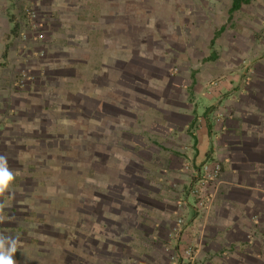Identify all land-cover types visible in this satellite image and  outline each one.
<instances>
[{"label": "crops", "instance_id": "1", "mask_svg": "<svg viewBox=\"0 0 264 264\" xmlns=\"http://www.w3.org/2000/svg\"><path fill=\"white\" fill-rule=\"evenodd\" d=\"M112 2L103 5L97 15L90 10L81 12L88 9V4L70 3V0L41 1L49 39L53 40V44L46 45L47 51L51 52L47 53L44 63L36 56L38 49L32 41L27 45L12 44L19 32V23L13 15L11 0H0V156L7 158L14 180L19 179L21 186L25 185L23 180L28 185L27 182L32 179L28 176L31 173L29 170L36 171L37 164L46 166L50 159H54L53 153H49L52 156L47 159L48 156L39 149L42 145L38 147L35 141L42 133L31 130L30 124L49 120L45 118V111L50 112L55 106L61 107L60 100L50 99L65 95L53 94L59 89L60 78L66 81L65 76L77 75V70L71 66L66 65L69 71L65 65H57L58 58L54 56L68 55L87 67L84 80L78 84V80H75V89L86 88L85 96L89 100L93 101L94 91L99 90L103 109L109 104H123L120 95L123 94L126 79V45L123 40L126 36V8L123 0ZM261 17L263 22H255L256 31L264 28V13ZM67 25L70 27L68 30L64 29ZM58 27L63 29L58 30ZM111 27L117 31V37L122 35L121 47L120 42L119 46H114L116 43L111 45L108 36ZM94 34L101 37L103 44L101 61L95 68L89 67L91 48H86ZM260 34L259 41L248 46L243 55L232 52L235 44L233 47L225 43L222 45V33L219 36L214 33L208 41L196 44V49L190 46L186 39L188 37H185L183 50L170 48L167 42L159 38L164 50L145 60V64L155 71V89L151 90L150 87V91L147 86L137 85L135 89L144 96L134 101V123L144 128L139 133V142H133L135 147L140 145V158L134 161L140 167L134 169L136 176H147L149 180L151 191L144 196L146 201H143L149 204L139 202V209L137 207L134 211L133 223L121 222V240L115 242L118 254L115 259H109L107 264H167L166 255L156 239L171 230L176 215L191 207L194 197L189 188L197 180L195 171L211 160L219 161L223 172L216 185L210 187L213 196L211 203L203 212L193 215L186 228L184 226L182 240L198 244V264H264V32ZM231 36L237 38L235 34ZM212 40L219 54L217 56L214 53V60H209ZM83 47L84 53L81 52ZM80 55H84V58ZM229 56L231 60L237 59L225 61ZM251 60H255L250 62L255 68L254 72L260 75L256 74L250 85L244 88L239 78L234 82L233 72L237 69L239 72L242 63L246 65ZM18 67H25L32 74V79L24 89L13 91V72ZM111 76L114 77L112 83ZM187 78L190 79L188 82ZM139 79L147 82L142 76ZM116 87L117 92L111 95V89ZM115 101L117 104H114ZM38 104L43 108L40 109ZM148 116L150 121H146ZM107 136L109 134L102 128L100 139ZM42 142L45 146L47 140ZM31 153L38 155H35L36 159L30 157L23 160V154L28 156ZM20 167L25 170L23 176L18 175V170H22ZM8 197L9 194L0 193V231L7 234V227L12 228L13 223L10 225V222L14 219L13 226L20 225V229L15 233L10 232V237L13 235L17 239L19 249L27 239L32 238L22 236L33 233L28 225L30 223L24 226L25 221L22 220H25V216L30 217L28 214L34 208L28 205L21 211L17 208L11 210L12 204L6 205V201L10 200ZM15 197L11 196V199ZM25 200L31 201L30 195L25 196ZM180 204L185 208L181 209ZM145 208L150 212L148 216ZM37 216L42 217L39 212ZM144 217L151 221V226L145 227L142 221ZM45 226L44 230L50 232L51 227ZM68 228L67 233L75 235L69 244L75 247L78 238L76 233H83L87 229L71 224ZM129 228L135 233H145L148 240L138 242ZM57 231L61 234L62 228H57ZM93 233L91 230L86 231V239ZM58 239L56 236L53 240ZM108 244L110 246L112 243L108 240ZM126 250L135 254L132 259L125 256ZM103 261L102 264H105Z\"/></svg>", "mask_w": 264, "mask_h": 264}, {"label": "rangeland", "instance_id": "2", "mask_svg": "<svg viewBox=\"0 0 264 264\" xmlns=\"http://www.w3.org/2000/svg\"><path fill=\"white\" fill-rule=\"evenodd\" d=\"M41 1L44 0H11L14 8L13 15L16 22L19 23V32L12 44L16 46H18L17 44L27 45L28 42L32 41L33 45L38 49L36 56L44 60L45 63L47 53L51 52L47 51L46 45L53 44V40L52 38L51 40L49 39V28L46 26L45 13L41 10ZM112 1L70 0V3L88 4V9H83L81 12L84 13L90 10L91 13L99 15L100 11H102V6H106L108 2L109 4L113 3ZM123 1L126 8V36L124 39L122 35L117 37V31L112 27L108 32L110 33L108 36L111 45L116 43L114 46H119L120 42L121 47L122 39L126 45L124 53L126 79L123 83V94L120 95V100L123 102L121 106L109 104L103 109L99 90L94 91V100H89L85 96L87 95L86 88L75 89V80H78L77 84L80 80H84L83 76L86 75L87 67L82 64L83 62L77 61L76 58L70 59L71 57L68 55L54 56V58H58L57 65L71 66L77 70V75L65 76L66 81H61L60 78L57 86L59 89L54 91L55 93L53 94H56V96L58 94L65 95H61L62 98H49L54 101L60 100L59 105L61 106L53 107L50 112L45 111V118L49 120L44 122L35 121L30 124L31 130L34 132L37 130L38 133H42V136L36 139L37 142L35 141L38 147L42 145L39 149L43 150L42 153L46 157L48 156L47 159L52 156L49 153H53L54 157L52 158L54 159H50L49 162L47 160L48 164L46 163V166H40L41 163H36L38 165L36 171L29 170L31 173L28 176L32 179L27 182L28 185L22 179L25 182L22 181V183L25 185L21 186L20 180L15 179L5 192V194H9L8 199L10 200L6 201V205L12 204L11 210H16V208L17 210L24 209L28 205L34 208L28 214L30 217L25 216V220L24 218L22 220L25 221L24 226H26L27 222L30 223L28 225L33 233L22 235L23 237L32 238L31 240L27 239L23 247L17 249L14 256L17 264L26 262L28 264H81L87 261L89 264L90 261H93L94 264H102L103 260V263L107 264L106 262L109 259L117 257L118 248L115 242L121 240V234H119L121 222L124 220L123 222L125 223H133L134 211L137 210V207L139 209V202L141 204H149L143 202L146 201L144 196L149 195L148 193L151 191L149 180L147 176L146 178H144L145 176H136L134 169L136 166L138 167L134 161H138L140 158V145L138 144L139 146L135 147L133 142H139L141 138L139 133L144 129L140 126L141 124L134 123L136 118L134 101H136V98H143L144 96L135 89L137 85L147 86L149 90L150 87L151 90L155 89L156 84H153L156 81V75L153 74L155 71L153 72L150 65L145 64V60H149L148 57H151L152 54L154 55L164 50L163 42L160 39L164 40V43L167 42L170 48L183 50L185 49V37H188L186 39L190 46L196 49V44L203 43V40L205 42L208 41L214 33L215 36H219L222 33L224 34L222 35L223 38H221L224 39L222 45L225 43L233 47L235 44L232 52L243 55L247 47L257 43L261 37L260 33L264 32V28L260 31L255 30V22L257 20L259 22L262 21L264 0H253L245 4L242 9L233 13L230 12L232 0ZM123 5L122 3V8ZM30 12L34 14V17L29 16ZM109 12L112 13V10L109 9ZM222 25L223 27H221ZM69 28L68 25L64 27L67 30ZM59 29L63 28L58 27ZM233 34L237 38L232 37L231 35ZM95 35L91 37V41L88 42L89 44L86 47L87 49L91 48L89 67L94 68L101 61L100 51L103 48L101 37ZM193 36L196 37L194 38ZM210 46L213 57L211 59L210 55L208 59L214 60V53L218 56L219 51L214 49L213 40ZM84 48L81 50L83 53ZM216 48L218 49V47ZM254 50L256 51L255 47ZM80 57L84 58V55H80ZM175 57H178V55ZM230 58L231 56L225 58V61L232 62L237 59L232 58L231 60ZM254 61H247L246 65L242 63L243 66L239 72L237 71L239 69L234 70V82L238 81L236 79L239 78L240 84L245 88L246 85H250L256 74L260 75L254 72L255 68L250 64V62ZM68 63L70 64L68 65ZM234 63L236 64L235 61ZM67 67L66 69L69 70L70 68ZM13 73L14 82L11 85L13 91L24 89L32 79V74L25 67H18ZM141 76L147 82L139 79ZM111 78L112 83L114 77L111 76ZM186 80L188 82L190 79L187 78ZM215 80H218V78ZM116 90L117 87L111 89V95H115L114 92L116 93ZM149 96L148 94L147 97ZM192 97L193 94H191L190 99ZM96 98H99V100ZM114 104H117L116 101ZM38 105L40 109L43 108L40 104ZM113 120L119 122L114 123ZM147 120L150 121L149 116L146 118ZM102 128L109 134L105 139H100ZM111 135H113L112 138L110 137ZM46 140L47 142L44 146L42 141ZM148 153L149 149H147ZM35 155L37 154L31 153L28 156L24 154L22 156L24 160L30 157H35L34 159H36L38 155ZM31 163L30 165H32ZM25 164L27 165L26 162ZM36 164L34 165L36 166ZM20 168L22 169V167ZM18 171V175L23 176L25 170ZM27 195H30L31 201L25 200ZM11 196L16 197L11 199ZM196 202L197 199L194 198L193 206L191 205L186 211L182 210L176 215L175 224L171 230L156 239L161 245V250L166 255L167 264H191L187 259H182V257L177 262L173 260L175 253H180L181 249L188 246L194 249L195 258L193 264H198V244L195 241H183V232H180V234L174 233L179 219L182 218L184 220L186 228L192 216L203 212L210 204L197 210ZM179 207L181 209L185 208L182 204ZM145 209L148 210V208ZM38 212L43 218L36 217ZM145 212L146 216L150 213L149 210ZM142 221L145 223V227L151 226V221L148 218L144 217ZM14 223V219L11 220L10 225L12 224V228L7 227V234L2 231H0V234L10 236V232H17L20 229V225L13 226ZM69 224L78 227L82 226V228L86 227V231H94L93 236L86 239V234H84L86 231L76 233L78 238L74 247L69 244L70 239L75 238V235L67 233ZM45 225L51 227L49 229L50 232H48V229L44 230ZM59 227L62 228L61 234L57 233V228ZM42 230L44 231L43 233ZM129 230L131 233L133 229L129 228ZM131 234L135 235L138 242L148 240V236L145 233L132 232ZM56 236L59 238L57 241L53 240ZM108 240L113 245L110 244L109 246ZM87 243L88 247L86 248ZM134 255L133 252L126 250L125 256L129 259H132Z\"/></svg>", "mask_w": 264, "mask_h": 264}, {"label": "built area", "instance_id": "3", "mask_svg": "<svg viewBox=\"0 0 264 264\" xmlns=\"http://www.w3.org/2000/svg\"><path fill=\"white\" fill-rule=\"evenodd\" d=\"M29 16L34 17V14L30 12ZM222 172L223 167L221 163L214 160L203 163L201 167L195 171L197 180L191 184L189 191L190 194L197 199V210L206 207L210 203L213 197L210 192V187L216 185V183L220 180ZM184 224V220L182 218L179 219L177 225L175 226L174 233L180 234V232H183ZM180 257L184 260L187 259L191 264H193L195 258L194 249L190 246L181 249L180 253L174 254V262H177Z\"/></svg>", "mask_w": 264, "mask_h": 264}, {"label": "clouds", "instance_id": "4", "mask_svg": "<svg viewBox=\"0 0 264 264\" xmlns=\"http://www.w3.org/2000/svg\"><path fill=\"white\" fill-rule=\"evenodd\" d=\"M13 180L14 174L9 169L7 158L0 156V193L6 192ZM17 244L16 238L0 234V264H16Z\"/></svg>", "mask_w": 264, "mask_h": 264}, {"label": "trees", "instance_id": "5", "mask_svg": "<svg viewBox=\"0 0 264 264\" xmlns=\"http://www.w3.org/2000/svg\"><path fill=\"white\" fill-rule=\"evenodd\" d=\"M251 1L252 0H232V5H231V8H230V12L231 13L236 12L237 10H239L241 8V6L243 4L249 3ZM210 57L212 59L213 56L211 55Z\"/></svg>", "mask_w": 264, "mask_h": 264}]
</instances>
